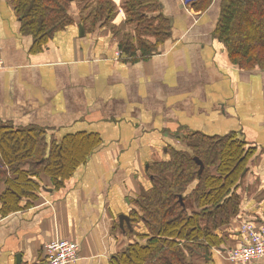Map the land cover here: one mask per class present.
Instances as JSON below:
<instances>
[{"label": "crops", "instance_id": "1", "mask_svg": "<svg viewBox=\"0 0 264 264\" xmlns=\"http://www.w3.org/2000/svg\"><path fill=\"white\" fill-rule=\"evenodd\" d=\"M11 1L0 0V130H43L47 151L65 138L95 140L59 186L41 173L32 194L17 196L19 210L0 214V264H16L17 255L21 264H42L44 246L57 239L78 245L74 264H113L129 245L145 243L143 224L122 229L119 217L129 218L151 187L148 166L166 160L169 147L183 150V136L235 133L253 149L239 210L215 231L221 244L209 256L187 257L233 264L223 250L240 244V225H264V70L227 60L213 34L221 0L204 10L183 0H141L157 6L171 29L151 56L137 51V62L121 42L155 45L156 36L139 33L132 0H74L73 23L40 47L21 30ZM98 1L112 8L108 20L93 18ZM143 16L154 22V13ZM4 188L1 182L0 195ZM246 264H264V257Z\"/></svg>", "mask_w": 264, "mask_h": 264}, {"label": "trees", "instance_id": "2", "mask_svg": "<svg viewBox=\"0 0 264 264\" xmlns=\"http://www.w3.org/2000/svg\"><path fill=\"white\" fill-rule=\"evenodd\" d=\"M212 0L189 2L204 10ZM74 0H12L11 4L24 33L30 34L36 47L73 23L70 5ZM129 14L138 22L139 33L156 36L155 45L137 41L136 48L120 44L131 62L151 56L170 34L169 21L157 6L141 0L128 2ZM154 13L149 22L143 13ZM112 8L98 1L92 16L108 20ZM80 18V17H79ZM143 19V21H142ZM225 47L227 60L238 68L264 70V0H221L220 14L213 32ZM95 139L65 138L53 143L48 151L40 129L0 130V214L19 210L16 200L21 193L32 194L41 173L55 186L69 178L87 156ZM183 150L169 147L167 159L151 163L147 175L151 187L137 196L130 212V227L142 223L144 244L135 242L114 257L113 264H192L187 257L209 256L210 247L221 244L215 231L230 224L240 206L238 190L247 171L253 149L235 133L209 137L200 133L183 136ZM201 162L203 168L200 170ZM10 176H15L11 180ZM194 186L190 188V186Z\"/></svg>", "mask_w": 264, "mask_h": 264}, {"label": "built area", "instance_id": "3", "mask_svg": "<svg viewBox=\"0 0 264 264\" xmlns=\"http://www.w3.org/2000/svg\"><path fill=\"white\" fill-rule=\"evenodd\" d=\"M189 3L193 0H183ZM4 68L0 59V71ZM242 240L236 247L223 250L226 258L233 264H246L264 257V225L251 222L240 225ZM45 256L42 264H74L78 258V245L66 239H57L44 246Z\"/></svg>", "mask_w": 264, "mask_h": 264}, {"label": "water", "instance_id": "4", "mask_svg": "<svg viewBox=\"0 0 264 264\" xmlns=\"http://www.w3.org/2000/svg\"><path fill=\"white\" fill-rule=\"evenodd\" d=\"M79 28H80V32H83V29H82L83 27H79ZM197 163L200 165V170H199V172H201L203 166H202L201 162L198 161V160H197ZM124 224H126L127 227H130L129 218L126 217V216H124V215H121V216L119 217V226L123 229V228H124ZM16 264H21V256H20V255H17V256H16Z\"/></svg>", "mask_w": 264, "mask_h": 264}, {"label": "rangeland", "instance_id": "5", "mask_svg": "<svg viewBox=\"0 0 264 264\" xmlns=\"http://www.w3.org/2000/svg\"><path fill=\"white\" fill-rule=\"evenodd\" d=\"M193 186H194V184H192L189 189H191Z\"/></svg>", "mask_w": 264, "mask_h": 264}]
</instances>
